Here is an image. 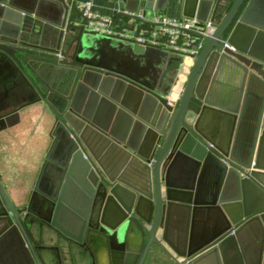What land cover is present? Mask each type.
Segmentation results:
<instances>
[{
    "label": "water",
    "instance_id": "95a60500",
    "mask_svg": "<svg viewBox=\"0 0 264 264\" xmlns=\"http://www.w3.org/2000/svg\"><path fill=\"white\" fill-rule=\"evenodd\" d=\"M109 1L125 31L162 10ZM182 15L212 25L187 31L201 50L179 54L193 61L172 103L150 69L166 53L95 31L72 0H0V133L36 104L54 118L27 202L0 180V264H264V0H184ZM209 115L230 123L222 144Z\"/></svg>",
    "mask_w": 264,
    "mask_h": 264
},
{
    "label": "crops",
    "instance_id": "0c3cea01",
    "mask_svg": "<svg viewBox=\"0 0 264 264\" xmlns=\"http://www.w3.org/2000/svg\"><path fill=\"white\" fill-rule=\"evenodd\" d=\"M75 2H80L83 0H72ZM93 3L92 10L94 13L98 14L100 17L105 18L106 20H112L114 11H113V4L109 0H91ZM162 10L161 11H148V12H156L160 15H164L169 18H183L182 11L184 7V0H168L167 2H164V0L160 1V5ZM142 11V10H139ZM5 16V14H4ZM1 18V17H0ZM5 17H3L4 19ZM124 24V23H123ZM123 25H120L115 29L116 31L123 32V28L121 27ZM107 28V27H106ZM129 31V30H128ZM168 56L165 61L164 67L160 70H157L156 67L150 66L151 73H153L154 80L157 79V85L158 87L165 92H168L171 94V102L174 103L178 99L179 95L181 94V91L184 87L186 76L188 72V68L192 64V59L187 56H181L179 54H174L168 51ZM230 85L224 86V89H229ZM130 101H128V104H132ZM42 107L47 110V108L42 104H36L34 106H31L21 112V118L19 122V126H14L11 128L6 129L5 131L0 133V141L1 139L5 138L7 141L6 143L13 145H21L25 151L22 154V158L18 156V159L22 161L23 167L31 166V165H37V171L34 175V181L31 184V188L28 185L31 181V173L27 170H22L18 174H12L8 175V172L5 173L0 172L1 175V182L3 186L6 188V192L9 196V198L13 201V203L17 205V199L20 197L22 193H26L28 195V198L30 197V194L32 192V188L34 186V183L36 181L37 174L39 172L40 166L42 164V160L44 158L41 157L42 155H45L46 151L48 150L51 139H50V132L52 129V126L54 124L53 120L48 117V120L46 119V112L42 111ZM107 108V107H105ZM102 116L100 117L101 120H104L102 117L104 115V118L107 115L106 110H102ZM32 116L33 123L31 124V121H29V117ZM51 119V120H50ZM46 121H48V124H46ZM51 121V122H50ZM115 121L118 125V127L121 129V133L124 134V131H126L128 128H131V123L129 121V118L126 115L121 114L120 116L115 118ZM206 121L209 123V131L211 136H213L215 142L217 144H222L225 140L226 135L230 131V123L228 124V120L225 117L222 116H213L209 115L206 118ZM21 123V125H20ZM139 126L135 127V131L132 134V131L129 129V136H133L132 138H136L132 141V146H135L137 144L140 137H142V131L138 128ZM120 134V132H119ZM247 134V130H245L244 127L241 128L239 132L238 139L242 142L245 141L247 137H245ZM2 135L4 137H2ZM6 153V150L1 152V157L3 161H7V157H3ZM36 156V159L34 158ZM179 171V169H178ZM179 174V173H178ZM176 174V178L178 179L179 175ZM217 179L214 177L213 174L208 175L203 182V191L208 192L211 187L214 186ZM23 183L22 187L17 186V184ZM26 185H25V184ZM210 223L207 219H203L200 223H196L194 226L195 231L201 228L207 227V225ZM179 224V225H178ZM177 224V227L179 228L183 227V224L179 221ZM58 236L54 232H47L45 236V241L53 246H56L58 243Z\"/></svg>",
    "mask_w": 264,
    "mask_h": 264
},
{
    "label": "built area",
    "instance_id": "2783aa9c",
    "mask_svg": "<svg viewBox=\"0 0 264 264\" xmlns=\"http://www.w3.org/2000/svg\"><path fill=\"white\" fill-rule=\"evenodd\" d=\"M77 4L84 16L93 20L90 26L95 31L135 39L141 45L157 47L188 56L198 55L201 50V43L187 31L194 30L206 35L211 30L212 25L210 21L201 22L195 18H169L156 12L145 13L142 10L136 14L142 23L134 26L132 30L119 32L107 25L110 20H106L93 12L91 0H83ZM225 48L235 52V49L227 43H225Z\"/></svg>",
    "mask_w": 264,
    "mask_h": 264
},
{
    "label": "rangeland",
    "instance_id": "374dc122",
    "mask_svg": "<svg viewBox=\"0 0 264 264\" xmlns=\"http://www.w3.org/2000/svg\"><path fill=\"white\" fill-rule=\"evenodd\" d=\"M153 49L160 50L162 52V54L166 53V56H163V57L159 56L150 65V66H152L154 68L156 67L157 70H160V68L162 69V67H164V64H165V61H166L165 59H167V56H168L169 53H168V51L162 50V49L157 48V47H153ZM157 80L155 81V83H157ZM42 111L47 113L45 120H48L47 116H50L49 118H51L53 120L52 114H51V112L48 109L46 110L45 108L42 107V110L40 112L42 113ZM28 120L31 121L30 125L34 124L32 116H30ZM53 122H54V120H53ZM46 124H48V121H46ZM20 125H21V123H20ZM15 126L16 127L19 126V123L17 125H15ZM2 137H4V136L2 135ZM6 142L7 141L5 140V138L1 139V141H0V172L5 173L7 171L8 175H12V174H18L23 169L27 170V173L30 172L31 175H32L31 181H30V183H28V185L31 188V184L34 181L33 179H34L35 172L37 171V165L33 164L31 166H28L29 168H27L26 166L23 167L22 161L20 159H18V156L20 158H22V154L25 151V149L19 144L18 145H13L12 143L8 144ZM4 150H6V153H5V155L3 157H7V161L6 162L3 161L2 157H1V152H3ZM43 156L44 155H42L41 157H43ZM34 158L36 159V156ZM18 185L22 187L23 183H19V184H17V186ZM27 200H28V195L26 193H22L20 195V197L17 199L16 203H17L18 206H22V205H24L27 202Z\"/></svg>",
    "mask_w": 264,
    "mask_h": 264
},
{
    "label": "flooded vegetation",
    "instance_id": "af4514ba",
    "mask_svg": "<svg viewBox=\"0 0 264 264\" xmlns=\"http://www.w3.org/2000/svg\"><path fill=\"white\" fill-rule=\"evenodd\" d=\"M53 117V116H52ZM53 120H54V118H53ZM0 180H1V175H0Z\"/></svg>",
    "mask_w": 264,
    "mask_h": 264
}]
</instances>
